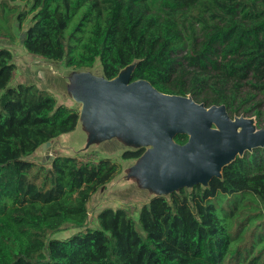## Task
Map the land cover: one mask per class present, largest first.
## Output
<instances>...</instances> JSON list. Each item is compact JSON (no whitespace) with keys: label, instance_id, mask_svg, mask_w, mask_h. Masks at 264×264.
<instances>
[{"label":"trees","instance_id":"1","mask_svg":"<svg viewBox=\"0 0 264 264\" xmlns=\"http://www.w3.org/2000/svg\"><path fill=\"white\" fill-rule=\"evenodd\" d=\"M15 1L0 0V38L14 40L32 14L22 40L30 54L66 68L99 63L109 78L138 60L132 79L161 91L224 103L231 115L259 106L264 0H32L27 12ZM15 72L13 52L0 47V264H264V148L206 188L144 202L141 229L123 206L104 207L89 226L92 196L123 166L112 157L32 160L75 129L79 111L35 83H14ZM68 225L80 231L53 236Z\"/></svg>","mask_w":264,"mask_h":264},{"label":"water","instance_id":"2","mask_svg":"<svg viewBox=\"0 0 264 264\" xmlns=\"http://www.w3.org/2000/svg\"><path fill=\"white\" fill-rule=\"evenodd\" d=\"M138 62L112 78L102 69L63 66L53 71L55 91L78 105L76 127L68 132L77 137L70 155L105 142L123 152L144 149L127 159L112 182L118 178L131 193L151 200L183 188H206L238 157L264 148V128L255 117L232 116L224 103L207 105L191 94L164 92L147 79H132ZM178 134L187 135V141L177 142Z\"/></svg>","mask_w":264,"mask_h":264},{"label":"rangeland","instance_id":"3","mask_svg":"<svg viewBox=\"0 0 264 264\" xmlns=\"http://www.w3.org/2000/svg\"><path fill=\"white\" fill-rule=\"evenodd\" d=\"M14 3L19 5L22 10L27 12L32 4V0H17ZM31 15L32 14H29L26 17L20 29L16 27L14 28V32L16 34L14 40L0 38V47L4 46L9 48L14 54V62L16 64L14 83H35L42 88L50 90L56 99H62L63 101L68 102L70 105L78 107V105L73 100L65 98L60 92L55 91V87H53L50 83V78L53 74V71L58 67H63V64L59 62L52 63L47 61L40 56L30 54L24 48L22 44L24 37L23 34L29 25ZM92 69L99 71L101 67L99 63H96L95 67ZM255 102H258L259 106H252L253 111L246 112L242 110L239 113L233 114L232 116H253L256 119L257 126L259 128H264V93L258 94L255 98ZM76 141L77 137L72 135V133L62 134V136H59L52 142L42 146L35 154L31 156V159L37 164L41 162H46L49 164L50 159L57 154L70 155L71 150L69 147L74 145ZM113 145L114 143L112 142H105L96 148L89 149L85 153L77 154L76 156L79 161L98 160L101 157H112L116 161L121 162L123 167L126 166L131 160L123 159V151L114 149ZM259 163L264 167V162L260 160ZM37 170L38 165L32 171L36 172ZM126 188L127 187L120 185V182L117 178L114 182L98 190V192L92 196L89 203L90 213L87 225H96L95 216L104 207L123 206L131 210L133 216L135 217L137 228L141 229L139 223V210L141 205L149 200L146 196H142L137 193H131ZM77 231H80V229L74 227L73 225H68L59 232L55 233L53 236L68 238Z\"/></svg>","mask_w":264,"mask_h":264},{"label":"built area","instance_id":"4","mask_svg":"<svg viewBox=\"0 0 264 264\" xmlns=\"http://www.w3.org/2000/svg\"><path fill=\"white\" fill-rule=\"evenodd\" d=\"M82 162V161H81Z\"/></svg>","mask_w":264,"mask_h":264}]
</instances>
